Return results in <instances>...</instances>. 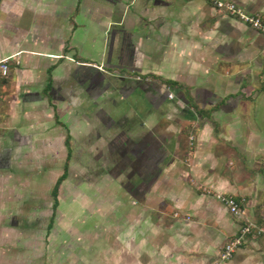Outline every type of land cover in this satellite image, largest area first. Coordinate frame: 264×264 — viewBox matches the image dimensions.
Wrapping results in <instances>:
<instances>
[{"label":"crops","instance_id":"obj_1","mask_svg":"<svg viewBox=\"0 0 264 264\" xmlns=\"http://www.w3.org/2000/svg\"><path fill=\"white\" fill-rule=\"evenodd\" d=\"M10 1L0 0V61L10 59L11 69L0 89V169L12 170L16 154L28 159L40 151L33 144L48 128L39 113L32 116L33 108L44 102L56 124L67 128V116H56L69 104L71 118L82 126L86 117L91 135L104 128L102 150L118 160L116 180L123 178L119 188L133 205L165 187L164 199H175L180 209L175 220L159 217L160 230L147 215L128 216L118 231L125 245L119 259L134 252L135 264L215 263L244 222L199 188L236 198L245 220L264 226V34L204 0H92L86 9L103 8L109 34L116 31L93 63L74 60L75 45L41 48L45 41L30 37V25L21 28L8 17L18 5ZM222 1L264 14V0ZM62 61L63 75H56ZM99 76L104 80L97 85ZM62 79L76 88L58 84ZM150 228L158 236L147 240L143 233ZM246 247L251 250L242 264L264 255V236H248L234 255Z\"/></svg>","mask_w":264,"mask_h":264},{"label":"rangeland","instance_id":"obj_2","mask_svg":"<svg viewBox=\"0 0 264 264\" xmlns=\"http://www.w3.org/2000/svg\"><path fill=\"white\" fill-rule=\"evenodd\" d=\"M23 1L25 5L21 4ZM87 1L92 0H16L18 5L10 9L8 17L17 19L16 24L21 28L30 25L35 30L31 31L30 37H41L45 41L41 42L44 43L41 48L45 45L47 50H53L57 42L71 47L75 45L77 50L80 49L71 51L74 60L83 57L98 63L106 48L104 44L109 38L113 39L116 31L109 34L103 8L88 10L85 7ZM28 2L31 9L27 8ZM97 2L101 5L100 0ZM29 45L32 46L31 39ZM68 45L65 46L66 52ZM84 52H89V56ZM64 64L66 61L57 65L56 75H63ZM103 80L102 76L96 77L97 85L103 84ZM71 81L62 79L58 84L70 86L74 82ZM71 88H76L75 82ZM46 106L42 102L38 109H32V116L40 114L43 125L48 128L47 135L33 144L40 151L31 152L28 159L24 154H16L12 170L0 169V264H135L134 252L133 255H121L119 259L118 251L125 246L118 237L119 229L127 227L128 216L147 215L151 226L159 225L160 230L165 226L159 223L161 217L171 221L180 214L175 199H172L174 204L164 199L167 193L164 187L151 193L147 200L133 205V200L119 188L123 178L116 180L114 164L118 160L104 149L107 147L106 142L105 145L102 142L104 128L99 124L98 133L91 135L92 128L88 129L86 117L83 127L71 118L73 112L69 104L63 106L66 110L57 111V119L59 117L62 121L67 116L64 122L68 127L64 128L56 124L52 109ZM96 118L99 120L100 117ZM68 136L70 156L67 159L64 143ZM192 144L193 140L189 153H192ZM66 165L67 177L58 189V208L52 213L51 191ZM111 169L113 171L109 172ZM161 182L165 183L166 177H162ZM199 190L219 202L213 192ZM160 198L163 199L158 201ZM52 218V227L48 230ZM256 219L263 221L261 214H257ZM155 229L145 230L143 236L146 239L158 236L153 233ZM246 248L243 253L234 255L232 264L243 263L247 251L251 250ZM135 253L140 255V252ZM250 257L253 259L249 264H264V255L256 253Z\"/></svg>","mask_w":264,"mask_h":264},{"label":"built area","instance_id":"obj_3","mask_svg":"<svg viewBox=\"0 0 264 264\" xmlns=\"http://www.w3.org/2000/svg\"><path fill=\"white\" fill-rule=\"evenodd\" d=\"M204 1L211 3L219 14L233 18L239 23H242L264 34V14H248L244 9L233 2H226L222 0ZM9 61L10 59L8 58L0 61V89L10 75ZM169 98L173 99V96L170 94ZM190 140L192 141L193 138L191 137ZM206 192L210 191L206 190ZM216 198L228 210L231 216L244 222L241 225L239 234L223 247L218 260L213 263L228 264L231 261L235 251L244 244L248 236L253 234L256 236H264V226L245 220V211L241 206V202H239L236 198L218 193L216 194Z\"/></svg>","mask_w":264,"mask_h":264},{"label":"trees","instance_id":"obj_4","mask_svg":"<svg viewBox=\"0 0 264 264\" xmlns=\"http://www.w3.org/2000/svg\"><path fill=\"white\" fill-rule=\"evenodd\" d=\"M164 81V80H162ZM164 85H171V83H168L167 81H164L163 82ZM168 83V84H167ZM69 141H70V137L68 136L66 141H65V145L67 148H69ZM69 153L70 151L68 152V156H67V159L69 158ZM66 170H67V165L65 166L64 168V173L56 180V183L51 191V198H52V213H54L56 211V209L58 208V189H59V186L61 185V183L66 179L67 177V173H66ZM55 214H53L52 217H54ZM52 222H53V218L51 219V222L49 224V227H48V230L51 229L52 227Z\"/></svg>","mask_w":264,"mask_h":264},{"label":"flooded vegetation","instance_id":"obj_5","mask_svg":"<svg viewBox=\"0 0 264 264\" xmlns=\"http://www.w3.org/2000/svg\"><path fill=\"white\" fill-rule=\"evenodd\" d=\"M125 162V161H124ZM126 162H128V161H126Z\"/></svg>","mask_w":264,"mask_h":264}]
</instances>
